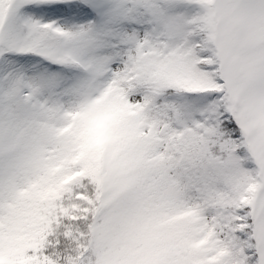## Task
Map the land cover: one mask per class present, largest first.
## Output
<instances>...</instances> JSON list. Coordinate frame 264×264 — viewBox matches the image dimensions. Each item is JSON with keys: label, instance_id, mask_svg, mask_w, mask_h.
<instances>
[{"label": "snow or ice", "instance_id": "snow-or-ice-1", "mask_svg": "<svg viewBox=\"0 0 264 264\" xmlns=\"http://www.w3.org/2000/svg\"><path fill=\"white\" fill-rule=\"evenodd\" d=\"M0 264H264V0H0Z\"/></svg>", "mask_w": 264, "mask_h": 264}]
</instances>
